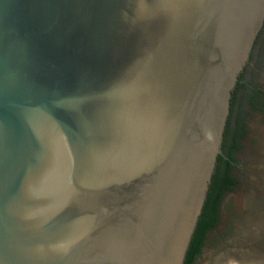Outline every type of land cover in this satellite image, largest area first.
<instances>
[{"label": "water", "instance_id": "water-1", "mask_svg": "<svg viewBox=\"0 0 264 264\" xmlns=\"http://www.w3.org/2000/svg\"><path fill=\"white\" fill-rule=\"evenodd\" d=\"M263 28L264 0H0V264H184L242 74L264 93ZM244 120L197 264H264V112Z\"/></svg>", "mask_w": 264, "mask_h": 264}, {"label": "trees", "instance_id": "trees-1", "mask_svg": "<svg viewBox=\"0 0 264 264\" xmlns=\"http://www.w3.org/2000/svg\"><path fill=\"white\" fill-rule=\"evenodd\" d=\"M241 79H243V74ZM241 86L245 87V91L240 96H237V91L235 90L231 114L224 134L222 154L218 156L217 169L210 186L208 198L184 264H193L197 256L202 252L209 232L219 223L220 209L226 192L232 190L237 183V179L233 175V161L236 160L237 152L242 147L241 139L247 133L244 120L245 105L249 103L254 108L261 106L264 110V103L260 102L262 92L245 83L241 84Z\"/></svg>", "mask_w": 264, "mask_h": 264}, {"label": "flooded vegetation", "instance_id": "flooded-vegetation-1", "mask_svg": "<svg viewBox=\"0 0 264 264\" xmlns=\"http://www.w3.org/2000/svg\"><path fill=\"white\" fill-rule=\"evenodd\" d=\"M263 44H264V28H263V30L261 31L260 36H259V38H258V40H257V42H256V46H255L254 52H255L256 50L261 51L262 48H263ZM254 52H253V54H254ZM252 59H253V56H252ZM248 66H249V65H248ZM243 76H244V73H243ZM243 83L247 84V82H246L245 80L241 79L240 82L238 83L237 87H236V91H237L236 94H237V96H240L241 93H244V91H245V87L241 86V84H243ZM259 91L262 92L260 102L264 103V93H263L262 90H259ZM263 107H264V105H263ZM256 109H257V110H261V111L264 112V110H263V108H262L261 106H260L259 108H256ZM246 135H247V133H246ZM246 135H245V136H246ZM245 136H244V137H245ZM244 137L241 139V146L243 145V139H244ZM241 149H242V147H241ZM241 149L237 152L236 160L233 161V166H234V168H233V175H234V177H235L236 179H237V177H236V175H235V171H236L237 169L240 168V160H239V158H238V154L240 153ZM237 182H238V179H237ZM236 186H237V183L233 186V189H234ZM233 189H232V190H233ZM232 190L226 192V194H225V196H224V198H223L222 205H223V203H224V201H225V198H226L227 194L230 193V192H232ZM222 205H221V209H220V220H219V223L217 224V226H216L213 230H215V229L219 226V224H220V221H221V210H222ZM213 230H211V231L209 232V234H210ZM209 234H208V236H209ZM208 236H207V238H206L205 245H206V242H207ZM205 245L203 246L202 250L204 249ZM201 253H202V252H201ZM201 253L197 256V258H196V260L194 261L193 264H197L198 259H199L200 255H201Z\"/></svg>", "mask_w": 264, "mask_h": 264}]
</instances>
